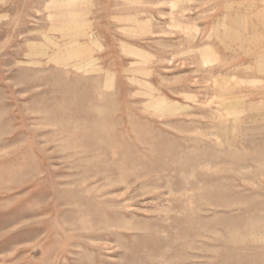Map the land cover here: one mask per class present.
<instances>
[{"label":"rangeland","instance_id":"1","mask_svg":"<svg viewBox=\"0 0 264 264\" xmlns=\"http://www.w3.org/2000/svg\"><path fill=\"white\" fill-rule=\"evenodd\" d=\"M0 264H264V0H0Z\"/></svg>","mask_w":264,"mask_h":264}]
</instances>
